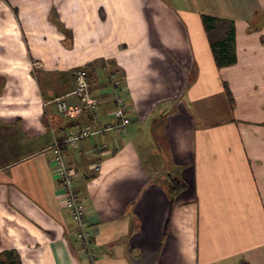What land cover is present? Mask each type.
<instances>
[{
    "label": "crops",
    "instance_id": "1",
    "mask_svg": "<svg viewBox=\"0 0 264 264\" xmlns=\"http://www.w3.org/2000/svg\"><path fill=\"white\" fill-rule=\"evenodd\" d=\"M231 28L237 61L219 67ZM79 70L97 104L68 117ZM86 131L62 147L95 264H264V0H0V255L94 264L51 151Z\"/></svg>",
    "mask_w": 264,
    "mask_h": 264
},
{
    "label": "built area",
    "instance_id": "2",
    "mask_svg": "<svg viewBox=\"0 0 264 264\" xmlns=\"http://www.w3.org/2000/svg\"><path fill=\"white\" fill-rule=\"evenodd\" d=\"M78 88L74 92L79 98H81L83 105H70L67 101H59L58 106L61 113L68 117H75L81 112L85 105L90 107L96 106L97 100L91 95V86L88 81V73L85 70L77 71ZM120 81L117 80L116 84L119 85ZM117 108L116 117L118 123L115 128L125 130L131 123V105L128 102V98L123 90L117 91ZM91 132L86 131L81 136L71 137L64 142L56 141L53 145L52 151V164L56 171V176L59 185L62 189L63 202L66 208L70 211L72 218L75 221L76 228L73 231V237L78 243L81 251L90 259L94 264L98 260L99 253L96 248L93 247V234L90 229V221L88 218L87 206L82 195L77 191L75 186V175L71 172L63 151V144L67 142H75L80 137L90 136Z\"/></svg>",
    "mask_w": 264,
    "mask_h": 264
},
{
    "label": "trees",
    "instance_id": "3",
    "mask_svg": "<svg viewBox=\"0 0 264 264\" xmlns=\"http://www.w3.org/2000/svg\"><path fill=\"white\" fill-rule=\"evenodd\" d=\"M219 19L216 17L204 16V23L209 32L213 30V26ZM235 29L231 28L229 32L225 34L222 39L212 40V48L215 55V59L219 67L232 65L237 61V55L235 50ZM227 93L231 101L232 106L235 105L234 98L230 89L227 87ZM185 184L180 183L178 179L173 181L172 192L177 193L181 189L185 188ZM0 264H22L19 255L14 252H6L0 255Z\"/></svg>",
    "mask_w": 264,
    "mask_h": 264
},
{
    "label": "rangeland",
    "instance_id": "4",
    "mask_svg": "<svg viewBox=\"0 0 264 264\" xmlns=\"http://www.w3.org/2000/svg\"><path fill=\"white\" fill-rule=\"evenodd\" d=\"M87 72V71H86ZM77 76V75H76ZM78 80V79H77ZM88 81H89V83H90V85H91V80H90V77H89V75H88ZM92 89V88H91Z\"/></svg>",
    "mask_w": 264,
    "mask_h": 264
}]
</instances>
